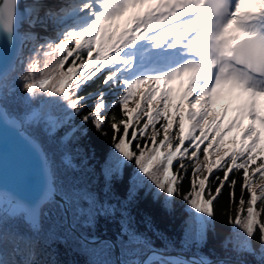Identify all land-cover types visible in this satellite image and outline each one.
<instances>
[{"label": "snow or ice", "instance_id": "snow-or-ice-1", "mask_svg": "<svg viewBox=\"0 0 264 264\" xmlns=\"http://www.w3.org/2000/svg\"><path fill=\"white\" fill-rule=\"evenodd\" d=\"M245 4L252 7L242 11ZM41 7V0H33L19 12V0H0V44L15 41L17 24L25 16L30 27L46 26V18L63 25L53 37L38 43L28 58L21 77L28 98L49 97L67 116L79 115L87 107L85 101L94 97L92 110L82 116L81 123L91 122L102 135H107L103 126L111 124L112 155L134 162L137 179L142 183L146 177L164 194L166 204L177 195L182 197L195 213L199 243L206 242L214 203L227 188L229 208L235 209L229 224L239 233L235 242L226 238L222 249L228 252L232 244L231 251L237 255H255L251 241L258 232L264 260V0H78L58 12L46 10L44 17ZM68 18L74 22L65 24ZM21 39L39 37L28 33ZM41 55L44 68L38 79ZM98 74L103 75L109 92L79 95ZM185 77L186 86L173 103L176 90L170 85ZM8 79L9 73L0 71V100L10 91ZM109 94L116 97L111 103L106 101ZM137 95L135 107H129ZM224 99L235 103V115L227 125L229 105L219 113L214 107ZM116 106L120 119L105 115ZM24 119L43 121L50 129L63 122L35 110ZM240 128L239 137L226 143L225 137ZM189 168V189L181 193ZM202 170L206 174L201 175ZM102 173L106 187L119 178V170ZM66 195L70 200L74 192ZM129 195H135L132 187ZM88 196L99 204L96 214H104V202L91 193ZM108 209L115 214L114 206L109 204ZM44 212L45 207L32 206L22 213L34 234L40 232ZM6 215L15 217L16 209L10 214L0 211V264H15L3 258L9 243L14 245L13 253L24 245L23 264H37L38 241L25 243L6 226ZM122 236L128 238L126 247L144 243L131 229H123ZM158 259L159 264H179ZM194 264L232 261L201 259Z\"/></svg>", "mask_w": 264, "mask_h": 264}, {"label": "trees", "instance_id": "trees-1", "mask_svg": "<svg viewBox=\"0 0 264 264\" xmlns=\"http://www.w3.org/2000/svg\"><path fill=\"white\" fill-rule=\"evenodd\" d=\"M58 29L52 35H43L45 37L35 42V45L53 37ZM33 42L30 41L28 46ZM33 49H27V55L25 54L9 73L10 91L0 102L7 115L16 116L23 130L31 135L43 149L49 162L53 187L58 194L67 199L70 222L83 237L108 236L113 238L120 249L121 261L125 264L136 262L152 247L162 251L189 252L203 257L238 259L245 264H264V260L260 259L258 232L251 241L253 248L256 249L255 255L248 253L237 255L231 251L232 244H229L228 252L221 247V243L226 238L237 241V233H239V229L229 224V215L234 217L235 209L229 208L227 188L214 203L215 216L208 226L206 242L199 243L196 238L199 225L195 213L182 197L177 195L171 203L166 204L164 194L158 192L146 177L143 178L142 183L137 179L134 162H122L118 155H112L111 124L106 123L103 126L107 135H102L92 126L91 122L81 123L82 116L92 110V105L95 103L94 97L85 101L87 107L79 115H67L72 118L71 123L66 120L58 127L50 129L43 121L25 120L26 114L47 99L43 95L29 99L22 88L21 77L25 74V66ZM43 51L44 49H41V53ZM43 68L44 58L41 55L36 72L38 79L40 70ZM182 83L178 80L170 85L176 90L173 92V103L179 99ZM100 91L109 92V89L103 85V75L98 74L97 78H93L83 86L79 95L86 96ZM115 98V95L109 94L106 96V101L111 103ZM50 106L52 113L62 111L64 114L61 106L53 103ZM129 107H135V98L130 102ZM113 114L117 119L121 118L118 106L110 108L105 113L106 116ZM160 138L162 136L158 137ZM262 143H264V137H262ZM104 169L113 172L119 170V178H114L108 187L105 186L106 181L102 173ZM190 176L188 170V176L180 185L181 193L188 191V177ZM234 178L239 180V176ZM130 187L135 193L134 196L129 195ZM70 191L74 192V195L69 200L66 194ZM88 193L104 202L106 209L104 214H96L99 204H93ZM239 195L240 189L237 186V204ZM109 204L115 207V214H109L111 212L108 209ZM42 206L45 207V212L40 220L38 234L31 231L20 212L16 211L15 217L5 216L6 226L12 232L18 233L25 243L29 240L38 241L34 257L37 264H117L114 250L108 240L88 243L68 227L62 205L58 201L49 198ZM11 212L12 210L3 213L10 214ZM125 228L131 229L142 237L144 243L126 247L125 242L128 238L122 236ZM239 238L242 239V234ZM13 246L12 243L6 246L3 258L15 264H23L27 258L24 245H20V250L15 253L12 252ZM158 258L148 260L144 264H159ZM164 259L179 262V264H194L184 259L172 257Z\"/></svg>", "mask_w": 264, "mask_h": 264}, {"label": "water", "instance_id": "water-1", "mask_svg": "<svg viewBox=\"0 0 264 264\" xmlns=\"http://www.w3.org/2000/svg\"><path fill=\"white\" fill-rule=\"evenodd\" d=\"M24 10V3L19 0L18 11L24 12ZM26 21L27 16L24 17V22H18L16 39L12 44L7 42L0 44V71L10 73L16 67L22 55L23 40L21 37H23ZM49 198L55 199L62 205L68 227L81 239L88 243L108 240L114 250L117 264H125L121 261L120 249L113 238L108 236L86 238L74 228L69 219L70 212L67 199L58 194L53 187L49 162L43 149L31 135L23 130L16 116L9 117L7 115L0 102V200L11 205L22 214L24 210L32 206L41 207ZM23 218L26 221L24 215ZM157 257H174L191 263L201 259L212 262L218 259H231L233 264H245L238 259L201 257L189 252L162 251L154 247L146 251L135 264H144Z\"/></svg>", "mask_w": 264, "mask_h": 264}, {"label": "rangeland", "instance_id": "rangeland-1", "mask_svg": "<svg viewBox=\"0 0 264 264\" xmlns=\"http://www.w3.org/2000/svg\"><path fill=\"white\" fill-rule=\"evenodd\" d=\"M56 1V0H55ZM76 2H78V0H76ZM54 2H50V3H48V2H45V4H47V5H49V4H53ZM46 10H48V8L47 7H44L43 5H42V7H41V10H40V16L41 17H44V14H45V11ZM74 22V19L73 18H70V19H68V20H65V24H72ZM38 25V24H37ZM63 25H61V24H59L56 20H49V19H47L46 18V26H44V27H42L41 25H40V27H39V29H37V31H32V32H30V33H32V34H34V35H36V36H38L39 37V40H36V39H31L32 41H34L31 45H29V46H25V48L26 47H28L27 49H30V48H34L36 45V43L35 42H37V41H40V39H42L43 37H45V36H43V35H52V33L53 32H51L50 33V31L52 30V31H55L56 29H58V28H60V27H62ZM43 29H47L48 31H49V33H46V32H43ZM30 31V30H29ZM30 40V39H29ZM28 40V42H30ZM24 47V46H23ZM29 51V50H28ZM26 52H27V50L25 51L24 50V55L23 56H25V54H26ZM27 55V54H26ZM186 82H187V79L185 80H183V83H182V86H186ZM161 87H163V84L161 85ZM182 93V89H181V92H180V94ZM139 99V95H137L136 97H135V100H138ZM176 103V102H175ZM52 104V102H51V99L49 98V97H47V99L43 102V104H41V105H38V108H34L33 110H35L36 112L38 111V110H40L39 112H37V113H39L40 114V112L41 111H43L41 114L42 115H44V116H48V115H54V116H57V117H59V118H61V120L62 121H68L69 123H71L72 122V118H69V117H67V116H64V114H62V111H58V112H56V113H52L51 112V110H50V105ZM225 104H228L229 105V111H228V115H227V117H225V125H227V123L231 120V118L235 115V112L233 111V109H234V107H235V103L234 102H230V101H228L227 99H224V100H220V101H218L215 105H214V107L216 108V110H217V112L219 113V112H222V110H223V107H224V105ZM184 107L186 108L187 107V104H185L184 105ZM32 110V111H33ZM63 110V109H62ZM32 111H30L29 113H31ZM142 119H143V117H142ZM246 124H247V120H245L244 121V125L246 126ZM157 128H159V125H157ZM243 131V128H240V129H234L231 133H229V135L227 136V137H225V142L227 143L232 137H239V134L241 133ZM213 159H215V156H213ZM201 160H202V155H201ZM185 163L187 164V163H190L189 161H185ZM189 172H190V174H191V169L189 168ZM202 173H204V174H206V170H202L201 171V173L200 174H202ZM213 187H215V184H213ZM9 206H6L5 208H1L0 207V211H6V209L8 208ZM203 257V256H202Z\"/></svg>", "mask_w": 264, "mask_h": 264}, {"label": "bare ground", "instance_id": "bare-ground-1", "mask_svg": "<svg viewBox=\"0 0 264 264\" xmlns=\"http://www.w3.org/2000/svg\"><path fill=\"white\" fill-rule=\"evenodd\" d=\"M22 2L24 3L25 9H28L33 4V0H22ZM45 2H52V0H41V4L43 6L46 5ZM27 19H28V17H27ZM29 29L32 30V27H30L29 24L26 21L25 25H24V32L27 33ZM22 44H25V42H23ZM3 202H4L3 200H0V205L1 206L5 205Z\"/></svg>", "mask_w": 264, "mask_h": 264}]
</instances>
